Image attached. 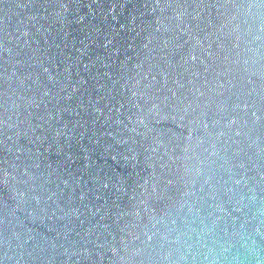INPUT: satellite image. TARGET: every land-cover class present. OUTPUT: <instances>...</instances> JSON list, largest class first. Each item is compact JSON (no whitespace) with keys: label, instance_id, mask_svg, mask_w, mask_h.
I'll return each instance as SVG.
<instances>
[{"label":"water","instance_id":"1","mask_svg":"<svg viewBox=\"0 0 264 264\" xmlns=\"http://www.w3.org/2000/svg\"><path fill=\"white\" fill-rule=\"evenodd\" d=\"M0 264H264V0H0Z\"/></svg>","mask_w":264,"mask_h":264}]
</instances>
